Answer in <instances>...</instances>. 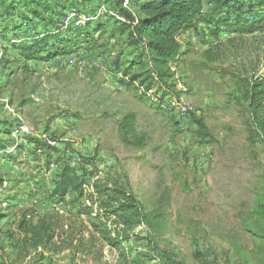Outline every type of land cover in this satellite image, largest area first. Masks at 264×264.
I'll return each instance as SVG.
<instances>
[{
	"label": "rangeland",
	"instance_id": "rangeland-1",
	"mask_svg": "<svg viewBox=\"0 0 264 264\" xmlns=\"http://www.w3.org/2000/svg\"><path fill=\"white\" fill-rule=\"evenodd\" d=\"M128 1L130 9L135 0ZM115 5L61 0L60 8L52 7L49 16L60 29L93 21L101 28L93 25L92 39L84 34L73 52L49 61L22 59L0 33V121L19 123L11 137L1 138L22 146L10 149L12 157L0 155V264H95L83 254L23 243V221L73 216L85 202L73 191L52 196L59 158L90 185L107 173L129 181L146 211L159 216L155 227L140 226L142 240L132 242L135 250L149 249L143 238L150 237L155 262L264 264V240L251 233L264 228L252 213L264 186V150L246 142L242 108L225 69L202 59L215 42L211 29L200 25L180 38L186 53L170 63L171 78L128 85L135 75L145 78L150 65L148 59L137 64L141 50L127 35L110 40L104 34L123 20ZM4 26L0 20V32ZM24 27L9 37L31 41L36 27ZM234 35L231 28L220 38ZM128 114L136 116L143 148L120 139L119 123ZM196 118L210 139L198 138ZM116 257L105 248L106 260Z\"/></svg>",
	"mask_w": 264,
	"mask_h": 264
},
{
	"label": "trees",
	"instance_id": "trees-1",
	"mask_svg": "<svg viewBox=\"0 0 264 264\" xmlns=\"http://www.w3.org/2000/svg\"><path fill=\"white\" fill-rule=\"evenodd\" d=\"M113 1L123 20L117 19L104 34L110 40L127 35L129 45L141 50L137 64L148 59L150 65L145 78L135 75L128 85L140 81V86L146 82L152 86L171 78L170 63L179 62L186 53L180 38L194 30L199 32L200 25L209 27L215 42L202 59L225 69L235 88V100L242 108L246 142L251 148L264 150V0H135L130 9L123 7L124 0ZM54 6L60 8L61 0H0V20L5 23L0 33L22 59L49 61L73 52L84 34L92 39L90 28L98 27L99 22L60 29L49 16ZM29 22L36 27L31 41L18 42L9 37L8 33L22 30ZM97 27L96 31H100L101 27ZM231 28L235 35L222 40L221 33ZM135 122L134 114L123 118L119 123L120 139L128 146L143 148L146 142L136 134ZM194 122L198 138L210 139L204 121L196 118ZM18 125V121H0L3 158L12 157L10 149H22L16 142L1 138L11 137ZM58 162L60 173L52 196L64 198L73 191L85 202L73 216L42 218L36 224L23 221L20 229L26 246L37 251L83 254L95 264H181L163 258L155 262L157 251L148 236L143 240H147L149 249L132 247L133 240H142L137 229L144 224L155 227L154 220L159 216L146 211L126 178L107 173L90 185L75 166L63 158ZM260 192L252 212L257 222L264 221V186ZM251 233L264 240V228ZM105 248L116 253L115 261L106 260Z\"/></svg>",
	"mask_w": 264,
	"mask_h": 264
},
{
	"label": "bare ground",
	"instance_id": "bare-ground-1",
	"mask_svg": "<svg viewBox=\"0 0 264 264\" xmlns=\"http://www.w3.org/2000/svg\"><path fill=\"white\" fill-rule=\"evenodd\" d=\"M125 2L128 4L129 1H128V0H127V1L124 0V7L128 9V7L125 6ZM69 21H70V20H69ZM84 22H85V21H84ZM76 23H77V22H76ZM81 26H82V25H81ZM20 128H21L22 130H26V127H22V126H21Z\"/></svg>",
	"mask_w": 264,
	"mask_h": 264
}]
</instances>
